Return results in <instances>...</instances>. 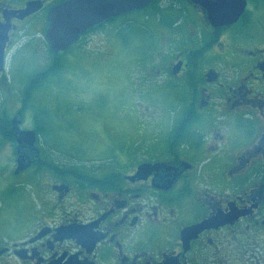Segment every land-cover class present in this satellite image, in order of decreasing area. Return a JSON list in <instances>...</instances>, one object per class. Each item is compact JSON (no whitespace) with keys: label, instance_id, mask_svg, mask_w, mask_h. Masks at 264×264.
<instances>
[{"label":"flooded vegetation","instance_id":"1","mask_svg":"<svg viewBox=\"0 0 264 264\" xmlns=\"http://www.w3.org/2000/svg\"><path fill=\"white\" fill-rule=\"evenodd\" d=\"M71 1L0 0V264H264V0L220 24L191 0H177L185 23L173 0H151L54 52L51 10ZM135 12L158 20L144 82L149 71L183 89L172 116L146 105L156 119L135 150L75 161L25 114L9 61L35 39L40 71L74 44H126Z\"/></svg>","mask_w":264,"mask_h":264},{"label":"rangeland","instance_id":"2","mask_svg":"<svg viewBox=\"0 0 264 264\" xmlns=\"http://www.w3.org/2000/svg\"><path fill=\"white\" fill-rule=\"evenodd\" d=\"M170 4L171 9L177 7L172 14L185 23L187 16L184 20L185 12L178 8L181 4L177 0ZM130 16L137 21L122 27L129 32L126 44L114 42L112 48L104 41L72 45L60 54V70L33 91L25 108L26 115L43 123V139L67 151L75 161L95 164L135 150L141 144L137 132L143 131L142 127L148 130L156 119L146 105L155 102L172 116L174 94L183 89L177 85L178 79L154 76L156 73L149 71L145 75L149 81L144 82L149 65L147 30L155 31L158 20L138 12ZM36 42L31 40L9 61L5 78L18 90L23 89L26 73L44 66L41 62L47 53L44 48L34 52ZM163 50L167 54L173 51L170 47Z\"/></svg>","mask_w":264,"mask_h":264},{"label":"water","instance_id":"3","mask_svg":"<svg viewBox=\"0 0 264 264\" xmlns=\"http://www.w3.org/2000/svg\"><path fill=\"white\" fill-rule=\"evenodd\" d=\"M151 0H73L51 10L46 38L53 51L64 50L78 39L80 33L109 16L141 8ZM202 5L213 24L236 20L242 13L245 0H191ZM38 8V7H37ZM2 40V39H1ZM0 71L4 58L0 41ZM18 128V127H17ZM32 131L27 138H32ZM28 143V142H27ZM31 144V143H29Z\"/></svg>","mask_w":264,"mask_h":264},{"label":"trees","instance_id":"4","mask_svg":"<svg viewBox=\"0 0 264 264\" xmlns=\"http://www.w3.org/2000/svg\"><path fill=\"white\" fill-rule=\"evenodd\" d=\"M61 63L59 59L55 58L51 66L47 67L45 70L32 73L27 76L26 87L23 92V101L24 103L28 102L30 98V93L33 89L41 85L47 78L60 70Z\"/></svg>","mask_w":264,"mask_h":264}]
</instances>
